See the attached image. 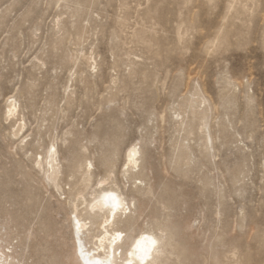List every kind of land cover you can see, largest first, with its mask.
I'll return each instance as SVG.
<instances>
[{
    "label": "rangeland",
    "instance_id": "rangeland-1",
    "mask_svg": "<svg viewBox=\"0 0 264 264\" xmlns=\"http://www.w3.org/2000/svg\"><path fill=\"white\" fill-rule=\"evenodd\" d=\"M103 187L132 236L171 234L165 264H264V0H0L3 246L80 264L75 210L97 244Z\"/></svg>",
    "mask_w": 264,
    "mask_h": 264
},
{
    "label": "bare ground",
    "instance_id": "bare-ground-1",
    "mask_svg": "<svg viewBox=\"0 0 264 264\" xmlns=\"http://www.w3.org/2000/svg\"><path fill=\"white\" fill-rule=\"evenodd\" d=\"M8 107L9 115L13 116L16 111L14 101H11ZM56 153V150L50 151L45 159L42 157L38 161L41 167L44 166L49 180L54 183L58 180L61 171ZM139 154L140 151L136 146L129 147L126 153V172L138 167ZM87 176L86 179L90 180V169L87 171ZM105 182L106 179L100 183ZM89 209L98 212L103 217L106 226L97 244L91 245L88 225L94 223L91 220L87 223L75 210L74 250L80 264H165L170 260L173 252L171 234H157L143 230L136 236L131 235L132 225L135 222L134 213L131 204L119 189L103 187L95 192ZM124 215L125 219H123ZM121 221H124L126 225L125 234L123 229L115 227ZM21 257V253L13 254L3 246L0 240V264H23Z\"/></svg>",
    "mask_w": 264,
    "mask_h": 264
}]
</instances>
